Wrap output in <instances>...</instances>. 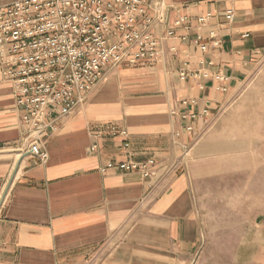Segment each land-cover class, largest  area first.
<instances>
[{
	"label": "crops",
	"instance_id": "obj_1",
	"mask_svg": "<svg viewBox=\"0 0 264 264\" xmlns=\"http://www.w3.org/2000/svg\"><path fill=\"white\" fill-rule=\"evenodd\" d=\"M150 2L166 8L158 57L109 70L46 138L45 162L20 156L27 112L0 53V264H264V213L211 221L216 197L203 187L223 167L180 161L264 63V0ZM126 141L135 163L154 160V175L102 170L129 159Z\"/></svg>",
	"mask_w": 264,
	"mask_h": 264
},
{
	"label": "built area",
	"instance_id": "obj_2",
	"mask_svg": "<svg viewBox=\"0 0 264 264\" xmlns=\"http://www.w3.org/2000/svg\"><path fill=\"white\" fill-rule=\"evenodd\" d=\"M225 14L234 20L233 8ZM208 18L199 21L205 24ZM186 20L180 17L176 25ZM166 22V8H157L150 0H16L0 7L1 62L16 88L18 109L27 112V146L19 150L20 156L45 162L46 138L88 101L109 70L158 57L154 29ZM200 46L207 49L204 43ZM179 75L188 78V67ZM109 130L127 137L126 130ZM122 147L129 159L109 161L104 172L140 168L145 177L155 174L154 160L135 163L130 142Z\"/></svg>",
	"mask_w": 264,
	"mask_h": 264
},
{
	"label": "rangeland",
	"instance_id": "obj_3",
	"mask_svg": "<svg viewBox=\"0 0 264 264\" xmlns=\"http://www.w3.org/2000/svg\"><path fill=\"white\" fill-rule=\"evenodd\" d=\"M180 161L214 162L223 167L221 177L203 187L205 193L216 197L208 203L211 221L219 214L228 219L234 211L242 219L264 213V63L210 120ZM234 250L223 251L230 254Z\"/></svg>",
	"mask_w": 264,
	"mask_h": 264
}]
</instances>
